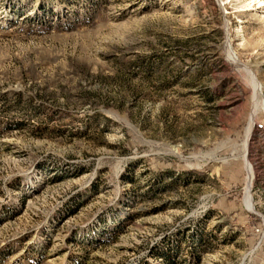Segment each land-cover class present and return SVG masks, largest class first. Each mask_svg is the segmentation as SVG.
<instances>
[{
    "label": "rangeland",
    "instance_id": "rangeland-1",
    "mask_svg": "<svg viewBox=\"0 0 264 264\" xmlns=\"http://www.w3.org/2000/svg\"><path fill=\"white\" fill-rule=\"evenodd\" d=\"M258 1L0 0V264H264Z\"/></svg>",
    "mask_w": 264,
    "mask_h": 264
},
{
    "label": "bare ground",
    "instance_id": "bare-ground-1",
    "mask_svg": "<svg viewBox=\"0 0 264 264\" xmlns=\"http://www.w3.org/2000/svg\"><path fill=\"white\" fill-rule=\"evenodd\" d=\"M258 2H263V0H259ZM233 59L236 61V59H237L236 56H233ZM248 74H249L250 82H251L252 87H253V108H252L251 117H250L251 123H250L248 130H247L246 139H245V143H244L245 154L248 151L249 140H250V137L252 135V124L253 125L255 124L254 121H255L256 114H257L259 108L264 109V97L262 95L260 83L258 82V80L255 76V73L252 70H249ZM247 165H248V171L250 173L249 182H248L249 186H250L252 183V179H253V177H252L253 172H252L251 164H249V162H248ZM248 202L250 205H252L251 204V202H252L251 198L248 199Z\"/></svg>",
    "mask_w": 264,
    "mask_h": 264
},
{
    "label": "built area",
    "instance_id": "built-area-1",
    "mask_svg": "<svg viewBox=\"0 0 264 264\" xmlns=\"http://www.w3.org/2000/svg\"><path fill=\"white\" fill-rule=\"evenodd\" d=\"M254 127L257 131H264V122L256 121Z\"/></svg>",
    "mask_w": 264,
    "mask_h": 264
}]
</instances>
